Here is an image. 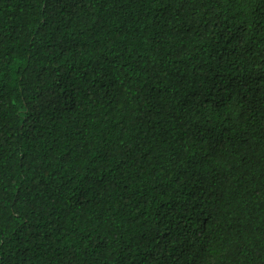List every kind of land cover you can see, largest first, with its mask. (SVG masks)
<instances>
[{"label":"trees","instance_id":"obj_1","mask_svg":"<svg viewBox=\"0 0 264 264\" xmlns=\"http://www.w3.org/2000/svg\"><path fill=\"white\" fill-rule=\"evenodd\" d=\"M0 264H264V0H0Z\"/></svg>","mask_w":264,"mask_h":264}]
</instances>
